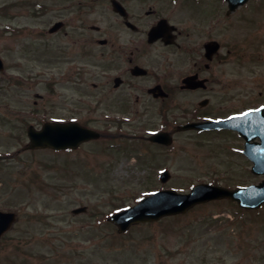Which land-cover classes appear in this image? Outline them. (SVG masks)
<instances>
[{
    "label": "rangeland",
    "instance_id": "1",
    "mask_svg": "<svg viewBox=\"0 0 264 264\" xmlns=\"http://www.w3.org/2000/svg\"><path fill=\"white\" fill-rule=\"evenodd\" d=\"M44 1L51 4L0 0L6 68L0 72V210L18 215L0 241V264H264V207L243 212L235 202L216 200L139 224L128 234L108 223L159 190L188 193L201 183L233 189L263 182L242 155L240 139L177 133L170 149L154 148L140 137L159 130L155 108L144 118L150 126L145 131L126 125L116 136L120 131L113 125L102 140L78 151L25 150L30 125L69 121L78 102L65 80L51 75L50 68L61 65L52 64L58 61L50 59L43 32L58 15H36L34 5ZM254 4L242 10L245 19L241 14V22L234 25L235 17L229 23L228 40L235 87L246 88L247 101L258 107L264 104V0ZM103 127L94 126L100 132ZM168 169L172 177L163 184L159 177ZM83 206L86 213L73 214Z\"/></svg>",
    "mask_w": 264,
    "mask_h": 264
},
{
    "label": "flooded vegetation",
    "instance_id": "2",
    "mask_svg": "<svg viewBox=\"0 0 264 264\" xmlns=\"http://www.w3.org/2000/svg\"><path fill=\"white\" fill-rule=\"evenodd\" d=\"M254 2L236 9L228 0H51L34 5L36 15H58L43 33L50 59L58 61L52 64L61 65L50 68L53 79L65 80L78 96L66 122L88 128L102 124V135L114 125L120 136L126 125L149 129L144 118L158 108L159 130L140 137L154 148L170 149L177 133L223 134L244 143L233 128H181L227 121L251 110L247 89L235 87L228 26L235 17L234 25L241 22L242 10L248 12ZM157 133L168 134L172 145L149 140Z\"/></svg>",
    "mask_w": 264,
    "mask_h": 264
},
{
    "label": "water",
    "instance_id": "3",
    "mask_svg": "<svg viewBox=\"0 0 264 264\" xmlns=\"http://www.w3.org/2000/svg\"><path fill=\"white\" fill-rule=\"evenodd\" d=\"M236 1V0H233ZM245 1V0H243ZM3 63L0 61V69ZM249 115V128L246 144V155L255 163L253 172L264 175V108L252 111ZM203 129L213 128V124L198 125ZM31 138V147L38 148H70L78 147L81 142L97 138L99 135L75 124H47L42 131L35 132L31 128L28 132ZM159 137V136H158ZM156 137V138H158ZM260 139V142L253 140ZM165 140V139H164ZM167 142V141H165ZM253 142V143H252ZM169 172L163 174L161 181L167 182ZM230 198L238 201L242 208L256 209L264 205V182L260 185L244 187L234 190L201 184L194 187L190 194H179L173 190L160 191L148 197L137 206L127 211L117 213L111 219L121 231H127L132 224L139 222L159 221L162 217L186 213L188 210L203 202L213 199ZM87 208L75 210V213L86 211ZM15 221L14 214L0 212V237L11 227Z\"/></svg>",
    "mask_w": 264,
    "mask_h": 264
}]
</instances>
